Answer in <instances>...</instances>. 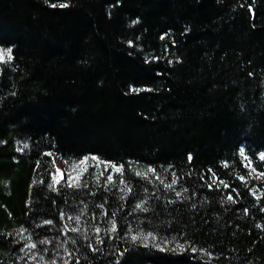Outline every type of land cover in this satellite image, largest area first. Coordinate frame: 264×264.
Segmentation results:
<instances>
[{
  "label": "trees",
  "instance_id": "16d2710c",
  "mask_svg": "<svg viewBox=\"0 0 264 264\" xmlns=\"http://www.w3.org/2000/svg\"><path fill=\"white\" fill-rule=\"evenodd\" d=\"M0 48V264H264V0H0Z\"/></svg>",
  "mask_w": 264,
  "mask_h": 264
},
{
  "label": "snow or ice",
  "instance_id": "6c2138e0",
  "mask_svg": "<svg viewBox=\"0 0 264 264\" xmlns=\"http://www.w3.org/2000/svg\"><path fill=\"white\" fill-rule=\"evenodd\" d=\"M64 6H66V5H61V7H64ZM10 51H11V50L9 49V52H10ZM3 58H4L3 50H0V61H2ZM9 59H11V56H9ZM243 154H244V153H243V150L241 149V155H243ZM260 158H261L262 160H264V155H262ZM113 167L115 168V171H116V172H120V171H121V168H120V167H116L115 165H113ZM149 171H152V170L149 169ZM57 172H59V169H57ZM71 179H72V180H76V181H78L79 177H72ZM241 179H243V177H241ZM53 180H54V183H59V181H57L55 177H53ZM107 180H108L109 182H111V181L113 180V177H112L111 175H109V176L107 177ZM121 183H123V181H121ZM172 183L175 184L176 181L173 180ZM220 183H223V181H220ZM70 186H72V185H70ZM209 186L211 187V185H209ZM224 186H225V187H228V185H226V184H225ZM168 187H171V185H168ZM228 199H229V200H232L233 197H232L231 195H229V196H228ZM136 207H137V208H140L141 205L137 204ZM69 219H71V217H69ZM77 219H79V218L77 217ZM47 223H50V222H47ZM112 230L115 231V225H114V224H113V228H112ZM149 235H151V234H149ZM136 239H137L136 236H133V237H132V240H133V241H135ZM145 246H147V245H145ZM33 247H35V245H33ZM160 250L163 251L164 249L161 248Z\"/></svg>",
  "mask_w": 264,
  "mask_h": 264
},
{
  "label": "rangeland",
  "instance_id": "374dc122",
  "mask_svg": "<svg viewBox=\"0 0 264 264\" xmlns=\"http://www.w3.org/2000/svg\"><path fill=\"white\" fill-rule=\"evenodd\" d=\"M0 50L2 49L0 48ZM3 53L5 58L7 56V52L3 50ZM54 163H55L54 167L52 168L53 177H55L56 180L59 181V183H64V185H66L67 173L65 169L62 167V163L57 159L54 160ZM57 169H59V172H57Z\"/></svg>",
  "mask_w": 264,
  "mask_h": 264
}]
</instances>
